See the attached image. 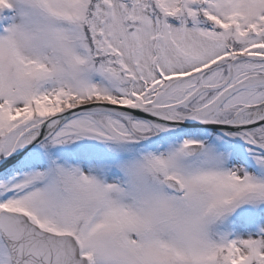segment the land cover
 <instances>
[{
  "label": "snow or ice",
  "instance_id": "1",
  "mask_svg": "<svg viewBox=\"0 0 264 264\" xmlns=\"http://www.w3.org/2000/svg\"><path fill=\"white\" fill-rule=\"evenodd\" d=\"M0 264H264V0H0Z\"/></svg>",
  "mask_w": 264,
  "mask_h": 264
}]
</instances>
